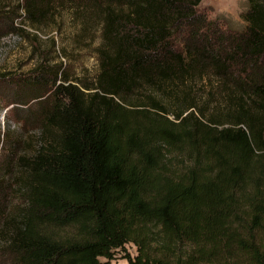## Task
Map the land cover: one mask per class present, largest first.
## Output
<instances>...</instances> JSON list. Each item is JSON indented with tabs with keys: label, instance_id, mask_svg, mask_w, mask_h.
Instances as JSON below:
<instances>
[{
	"label": "trees",
	"instance_id": "obj_1",
	"mask_svg": "<svg viewBox=\"0 0 264 264\" xmlns=\"http://www.w3.org/2000/svg\"><path fill=\"white\" fill-rule=\"evenodd\" d=\"M50 1L22 0L26 19ZM102 1L95 98L36 95L41 141L0 177V264H110L128 244V264H264V0H246L242 31L202 0Z\"/></svg>",
	"mask_w": 264,
	"mask_h": 264
},
{
	"label": "rangeland",
	"instance_id": "obj_2",
	"mask_svg": "<svg viewBox=\"0 0 264 264\" xmlns=\"http://www.w3.org/2000/svg\"><path fill=\"white\" fill-rule=\"evenodd\" d=\"M93 1L87 0V6L82 7L76 6L74 0H51L47 16L32 25L26 19L22 0H0L1 9L10 17L8 21H0V75L13 79L0 85V126L4 134L0 177L12 181L14 175L20 174L22 159L30 158L41 141L44 106L48 102L35 99L36 95L43 92L52 95L60 87L74 91L86 105L95 98L100 76L99 52L105 42L104 4L102 0ZM200 9L233 30H244L242 14L247 11L246 0H202ZM35 69L39 70L38 86H25L14 78ZM198 88L207 100L206 92L211 90L209 81ZM146 91H138L135 102H139ZM20 199L14 196L7 215L21 209ZM2 231L0 223V233ZM2 241L0 237V245ZM126 254L136 256V247L126 245L110 264H128Z\"/></svg>",
	"mask_w": 264,
	"mask_h": 264
}]
</instances>
